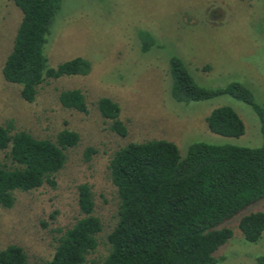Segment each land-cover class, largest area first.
I'll return each instance as SVG.
<instances>
[{
    "label": "rangeland",
    "instance_id": "rangeland-1",
    "mask_svg": "<svg viewBox=\"0 0 264 264\" xmlns=\"http://www.w3.org/2000/svg\"><path fill=\"white\" fill-rule=\"evenodd\" d=\"M22 18L13 0H0V124L13 121L14 131L26 130L38 139L56 141L66 128L81 137L77 146L66 150L56 188L16 191L12 208L0 205V250L20 245L27 264L50 260L61 235L83 217L78 205L82 183L92 186L95 215L104 226L86 264L103 263L111 248L108 235L119 220L120 198L110 162L130 142L169 140L178 145L182 157L196 142L248 147L264 143L252 106L230 95L178 102L171 93L170 75V59L176 55L200 85L219 88L240 81L264 105V0H64L45 47L49 65L82 56L91 61L92 71L47 79L34 102L24 100L22 86L8 82L3 74ZM142 29L161 43L146 53L139 38ZM74 88L86 95L88 114L61 104L60 93ZM102 97L120 105L126 137L102 116L97 106ZM221 106L239 113L245 134L228 137L209 129L207 116ZM89 147L96 152L87 159ZM6 152L0 151V160L6 159ZM259 211H264V199L222 225L232 228L234 235L216 252L217 264H261L264 233L258 242H249L239 228L243 216Z\"/></svg>",
    "mask_w": 264,
    "mask_h": 264
},
{
    "label": "trees",
    "instance_id": "trees-1",
    "mask_svg": "<svg viewBox=\"0 0 264 264\" xmlns=\"http://www.w3.org/2000/svg\"><path fill=\"white\" fill-rule=\"evenodd\" d=\"M13 1L23 18L3 74L8 82L22 86L24 100L34 102L39 86L47 79L91 73V61L82 56L56 67L49 65L45 47L64 0ZM139 38L144 53L161 44L148 30H140ZM170 75L171 93L178 102L230 95L252 106L264 136V105L245 83L202 86L176 55L170 59ZM59 99L65 108L89 113L82 89L63 90ZM97 106L102 116L112 121V130L126 137L128 128L120 118V105L102 97ZM206 121L212 132L223 136L240 137L246 131L242 117L231 106L215 108ZM14 128L13 121L0 124V151H7L6 159L0 160V205L6 208L14 206L16 191L29 192L43 185L56 188L66 150L81 139L77 131L68 128L58 133L56 141ZM95 152L89 147L87 159ZM110 170L120 198L119 220L108 235L111 248L102 264H217L216 252L234 235L232 228L222 225L264 199V143L248 147L196 142L182 157L178 145L169 140L130 142L116 151ZM78 193L83 217L61 235L53 257L36 264H86L88 255L97 249L104 226L95 215L92 186L82 183ZM239 228L247 241L258 242L264 233V211L243 216ZM27 260L20 245L0 250V264H27ZM258 260L264 264V256Z\"/></svg>",
    "mask_w": 264,
    "mask_h": 264
}]
</instances>
